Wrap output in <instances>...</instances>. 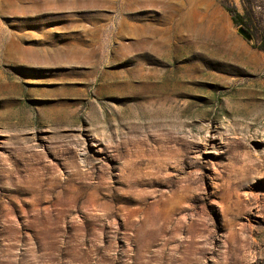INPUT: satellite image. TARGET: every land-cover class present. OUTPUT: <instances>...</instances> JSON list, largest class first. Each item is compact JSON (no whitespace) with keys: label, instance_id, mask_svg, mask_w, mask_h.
<instances>
[{"label":"rangeland","instance_id":"1","mask_svg":"<svg viewBox=\"0 0 264 264\" xmlns=\"http://www.w3.org/2000/svg\"><path fill=\"white\" fill-rule=\"evenodd\" d=\"M0 82V264H264V0H0Z\"/></svg>","mask_w":264,"mask_h":264},{"label":"bare ground","instance_id":"2","mask_svg":"<svg viewBox=\"0 0 264 264\" xmlns=\"http://www.w3.org/2000/svg\"><path fill=\"white\" fill-rule=\"evenodd\" d=\"M121 1L124 2L126 9L129 10V9H131L133 7H137V6H143L144 7V6H149V5H155V4L159 3V2H169V1H172V0H121ZM186 20H187L186 15L180 12V24L181 25H184L187 22L190 24V22L189 21L186 22ZM161 44L163 45L164 42H161ZM51 53H39V52H34V51H14V52H12L11 57H12V59L14 61L18 62L19 64L26 65V64L30 63L32 60H35V59L36 60H44L45 58H58L59 55L56 56L57 53L56 54L55 53H52L51 54ZM64 54L67 57H76V55H78L76 53L75 54L74 53H71V54L70 53H68V54L64 53ZM79 54L82 57L83 56L86 57V55H82V52L79 53ZM151 54H153L155 56H158V57H169L170 54H171V52L169 50H163L162 48H160V49H157V50H153V52ZM143 56H144V54H143ZM87 58H88V56H87ZM2 84H4V83L3 82H0V90H3V85ZM53 110H55V109H53ZM62 116H64V118L66 117L63 113H62Z\"/></svg>","mask_w":264,"mask_h":264},{"label":"trees","instance_id":"3","mask_svg":"<svg viewBox=\"0 0 264 264\" xmlns=\"http://www.w3.org/2000/svg\"><path fill=\"white\" fill-rule=\"evenodd\" d=\"M227 12L231 15V19L235 26H241L242 24V17L238 12L235 10V8L227 7Z\"/></svg>","mask_w":264,"mask_h":264},{"label":"water","instance_id":"4","mask_svg":"<svg viewBox=\"0 0 264 264\" xmlns=\"http://www.w3.org/2000/svg\"><path fill=\"white\" fill-rule=\"evenodd\" d=\"M238 33L243 36L245 39L250 40L251 39V35L249 34V32L242 26H239L237 29Z\"/></svg>","mask_w":264,"mask_h":264}]
</instances>
